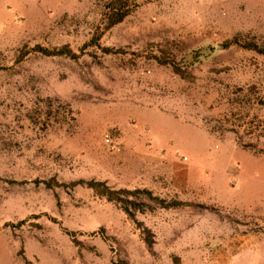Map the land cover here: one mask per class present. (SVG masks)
Masks as SVG:
<instances>
[{
  "label": "rangeland",
  "instance_id": "374dc122",
  "mask_svg": "<svg viewBox=\"0 0 264 264\" xmlns=\"http://www.w3.org/2000/svg\"><path fill=\"white\" fill-rule=\"evenodd\" d=\"M105 2L0 0V264H264V0Z\"/></svg>",
  "mask_w": 264,
  "mask_h": 264
},
{
  "label": "trees",
  "instance_id": "16d2710c",
  "mask_svg": "<svg viewBox=\"0 0 264 264\" xmlns=\"http://www.w3.org/2000/svg\"><path fill=\"white\" fill-rule=\"evenodd\" d=\"M137 5V0H106L104 3V16L107 21V26L113 25L115 23L120 22L126 15L130 13L131 10L135 8ZM230 44H236L246 49L254 50L258 53H264V46H258L254 42L242 43L239 42L238 36H233L231 39L224 40L220 46L227 47ZM108 48H104L103 51H107ZM65 47H61L57 49V53H66ZM174 69V68H173ZM176 71V69H174ZM87 184L90 187H94V185H101L103 188V193H106V187L99 182L88 181Z\"/></svg>",
  "mask_w": 264,
  "mask_h": 264
}]
</instances>
